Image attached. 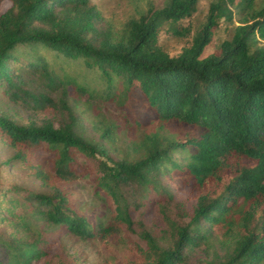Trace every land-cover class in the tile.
<instances>
[{
  "label": "trees",
  "instance_id": "obj_1",
  "mask_svg": "<svg viewBox=\"0 0 264 264\" xmlns=\"http://www.w3.org/2000/svg\"><path fill=\"white\" fill-rule=\"evenodd\" d=\"M3 1L0 149L10 153L2 165L17 173L3 176L0 165V264H74L59 258L49 235L56 230L111 242L134 233L135 264H264V0H211L174 56L157 44L158 29L167 23L172 34H188L175 24L192 16L198 0H166L118 29L89 0ZM220 21L232 25L229 37L203 56ZM41 48L96 71L104 88L56 77L27 55ZM34 75L39 84H30ZM68 86L85 105L94 97L122 105L132 95L133 118L142 106L151 120L179 129L143 133L130 144L132 157H111L77 131ZM6 105L26 113L48 107L58 116L23 123ZM100 138L112 142L113 132ZM172 175L184 200L164 180ZM82 176L102 199L101 214L86 213V201L64 191ZM153 202L162 227L132 221V211Z\"/></svg>",
  "mask_w": 264,
  "mask_h": 264
},
{
  "label": "rangeland",
  "instance_id": "obj_2",
  "mask_svg": "<svg viewBox=\"0 0 264 264\" xmlns=\"http://www.w3.org/2000/svg\"><path fill=\"white\" fill-rule=\"evenodd\" d=\"M166 0H89L101 18L112 29H118L129 18H138L140 15L146 13L147 9H159L163 6ZM211 0H198L194 13L189 18H184L176 22L177 29L181 27H188L189 33L178 36L171 33L169 24H162L157 33V44L159 47L171 56L180 52L183 47L188 46L192 33L198 29L204 22L207 6ZM9 6L8 1L0 3V13ZM232 25L220 21L217 27L213 30L211 41L204 47L203 56L212 53L218 47L219 43L227 39L231 32ZM28 50H24V54ZM36 59L42 60L46 63L49 70L55 73L56 77L74 80V84H82L94 90H101L104 84L99 80V75L96 71L86 68L77 60H70L67 57L56 55L47 49H37L35 51L29 50L27 55H31ZM38 77L28 76L30 84H39ZM68 104L73 107L77 115V131L88 141L96 143L97 147L104 150L105 154L111 157L130 156L132 157V150L130 147L131 142H136L143 136V133H148L154 130L165 133L167 135H174L178 124L157 122L151 120V116L145 107L135 113L136 119L133 118L134 114L129 106L133 105L134 96L129 95V101L124 102L122 105L117 101H108L102 98H92L89 104L83 102L85 97L76 95L71 86H68ZM136 105V104H135ZM3 112L5 108H2ZM138 109V108H137ZM6 112L16 120L25 123L28 119H53L58 116V113L51 108L28 109L26 113L21 106L6 105ZM138 124V125H137ZM105 129H111L113 132V141L109 142L100 138V134ZM194 134L199 133V129L192 130ZM9 151L0 149V165L3 171V176L8 177L16 174L15 169L4 167L2 164L9 156ZM99 154V153H98ZM96 154L101 158L100 155ZM177 153H173L174 158ZM178 158V157H176ZM81 159V158H79ZM165 167L167 166L164 165ZM163 170V167L161 168ZM167 180L174 194L175 199L184 200L186 192L179 189L176 183L177 176L172 175ZM64 191L68 194L73 202H85L86 213L90 209L91 214L102 213V199L94 197L92 193V181L88 176H82L78 180L66 182ZM170 206V205H169ZM171 207V206H170ZM158 205L153 202L145 208H138L136 211L131 212L132 221L141 222L149 227H162L161 217L157 213ZM170 209V208H169ZM170 213H172V208ZM104 214V220L106 218ZM95 222V220H94ZM104 222V221H103ZM132 228L135 229V226ZM57 238L56 251L59 253V258L63 260L64 256H69L73 259L74 264H135L138 263L139 258L136 255L134 233H121L117 242H111L108 239H87L81 240L76 236L63 231L56 230L49 234ZM50 247V251H55V243ZM52 258H54L52 256ZM54 263V261H53ZM37 264H43L39 261Z\"/></svg>",
  "mask_w": 264,
  "mask_h": 264
}]
</instances>
